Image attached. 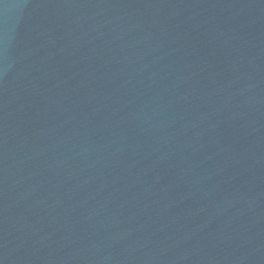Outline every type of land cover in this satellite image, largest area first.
Listing matches in <instances>:
<instances>
[{
  "label": "water",
  "instance_id": "1",
  "mask_svg": "<svg viewBox=\"0 0 264 264\" xmlns=\"http://www.w3.org/2000/svg\"><path fill=\"white\" fill-rule=\"evenodd\" d=\"M0 264H264V0H0Z\"/></svg>",
  "mask_w": 264,
  "mask_h": 264
}]
</instances>
